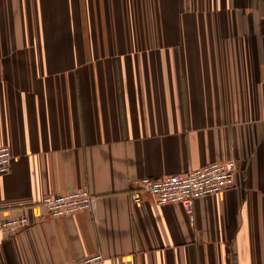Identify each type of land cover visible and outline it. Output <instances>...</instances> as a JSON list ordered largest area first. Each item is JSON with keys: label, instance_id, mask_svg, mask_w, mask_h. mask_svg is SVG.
<instances>
[{"label": "crops", "instance_id": "0c3cea01", "mask_svg": "<svg viewBox=\"0 0 264 264\" xmlns=\"http://www.w3.org/2000/svg\"><path fill=\"white\" fill-rule=\"evenodd\" d=\"M0 264H264V0H0ZM235 160L192 209L132 184ZM88 190L53 217L48 195Z\"/></svg>", "mask_w": 264, "mask_h": 264}, {"label": "built area", "instance_id": "2783aa9c", "mask_svg": "<svg viewBox=\"0 0 264 264\" xmlns=\"http://www.w3.org/2000/svg\"><path fill=\"white\" fill-rule=\"evenodd\" d=\"M12 158L9 147H0V177L10 172ZM238 171L239 166L235 160L216 161L187 173H176L159 179L137 180L132 184L130 195L136 203L143 201L142 194H148L159 205L181 203L186 208L192 209L199 198L233 188ZM42 204L51 216L61 217L92 210L95 197L88 190H78L68 194L48 195L43 199ZM29 224L27 217L7 220L0 225V232L5 236H14ZM106 263V258L98 253L69 264Z\"/></svg>", "mask_w": 264, "mask_h": 264}]
</instances>
